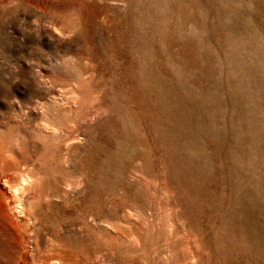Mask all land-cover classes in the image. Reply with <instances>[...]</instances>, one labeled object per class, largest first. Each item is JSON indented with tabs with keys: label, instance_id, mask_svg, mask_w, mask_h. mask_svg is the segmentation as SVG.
<instances>
[{
	"label": "rangeland",
	"instance_id": "obj_1",
	"mask_svg": "<svg viewBox=\"0 0 264 264\" xmlns=\"http://www.w3.org/2000/svg\"><path fill=\"white\" fill-rule=\"evenodd\" d=\"M19 260L264 264V0H0Z\"/></svg>",
	"mask_w": 264,
	"mask_h": 264
},
{
	"label": "bare ground",
	"instance_id": "obj_2",
	"mask_svg": "<svg viewBox=\"0 0 264 264\" xmlns=\"http://www.w3.org/2000/svg\"><path fill=\"white\" fill-rule=\"evenodd\" d=\"M25 181V180H24ZM24 185V184H23ZM29 187V186H28ZM27 190V189H26ZM15 191V190H14ZM13 191V192H14ZM20 197V196H19ZM20 202V201H19ZM23 207V206H22ZM18 230V229H17ZM19 234V233H18ZM26 234V233H25ZM25 240V239H24ZM24 247V246H23ZM28 258H29V256H28ZM21 259V258H20ZM24 260H27V257H25V259ZM33 261V260H32ZM31 261V262H32ZM27 262H28V260H27ZM20 263V260H19V262H17L16 264H19ZM34 263V262H33ZM59 263V262H58ZM49 264H56V263H54V262H49Z\"/></svg>",
	"mask_w": 264,
	"mask_h": 264
}]
</instances>
